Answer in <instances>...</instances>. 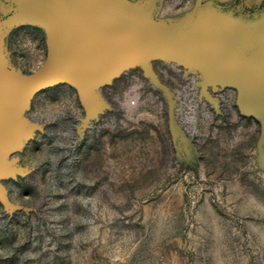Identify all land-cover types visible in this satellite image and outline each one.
<instances>
[{"label":"rangeland","instance_id":"rangeland-1","mask_svg":"<svg viewBox=\"0 0 264 264\" xmlns=\"http://www.w3.org/2000/svg\"><path fill=\"white\" fill-rule=\"evenodd\" d=\"M26 1L0 0V58L21 76L47 56ZM125 1L136 31L183 28L200 0ZM236 63L256 110L162 61L150 68L167 92L133 67L97 90L98 113L66 84L35 94L19 173L0 181V264H264V44Z\"/></svg>","mask_w":264,"mask_h":264},{"label":"water","instance_id":"water-1","mask_svg":"<svg viewBox=\"0 0 264 264\" xmlns=\"http://www.w3.org/2000/svg\"><path fill=\"white\" fill-rule=\"evenodd\" d=\"M128 6L125 0L26 1L23 19L45 30L47 56L42 67L29 76L7 71L0 58V181L19 173L11 157L32 137L23 119L30 99L58 84L75 88L81 104L98 113L106 105L97 90L133 67H141L156 87L167 92L150 63L171 62L198 71L203 88L211 83L231 87L238 93L239 107L257 109L248 88L252 77L242 75L236 63L242 36L222 33L210 23H197L177 40L172 36L182 28V22L124 31L126 25L138 21Z\"/></svg>","mask_w":264,"mask_h":264},{"label":"trees","instance_id":"trees-1","mask_svg":"<svg viewBox=\"0 0 264 264\" xmlns=\"http://www.w3.org/2000/svg\"><path fill=\"white\" fill-rule=\"evenodd\" d=\"M213 5L206 9L215 17L227 18L240 28L250 32L247 47L244 49L240 59L247 61L253 52V47H260L264 43H257L258 39L264 37V0H211ZM205 2V0H202Z\"/></svg>","mask_w":264,"mask_h":264},{"label":"flooded vegetation","instance_id":"flooded-vegetation-1","mask_svg":"<svg viewBox=\"0 0 264 264\" xmlns=\"http://www.w3.org/2000/svg\"><path fill=\"white\" fill-rule=\"evenodd\" d=\"M241 1L243 2V0ZM213 4L214 2L211 0H205V2H202V0H200L199 3L195 6V9L190 17V21L188 22V24L185 27L181 28L174 36H172V39L177 40L189 34L192 31L193 26L195 25L194 24L195 21L197 22V20H201L203 22L205 20H208L209 17H215L206 10L209 8V5H213ZM231 23L234 24L236 28L239 30V32L242 33L243 35V42L240 47H247L246 42L250 37V32L245 28H240L233 22ZM240 56H239V60H241Z\"/></svg>","mask_w":264,"mask_h":264},{"label":"crops","instance_id":"crops-1","mask_svg":"<svg viewBox=\"0 0 264 264\" xmlns=\"http://www.w3.org/2000/svg\"><path fill=\"white\" fill-rule=\"evenodd\" d=\"M200 21V22H199ZM196 22V21H195ZM194 22V24L196 25L197 23L198 24H203V23H211V22H223L225 25H227V26H229V27H235L236 28V26L234 25V24H232L227 18H222V17H209L208 18V20H205V21H201V20H197V22L195 23ZM194 25V26H195ZM237 29V28H236ZM226 32V31H225ZM226 33H232L233 34V36H242V38H243V35H242V33H240V32H235V30L233 31V29H232V31L230 30V32H226ZM242 41H243V39H242ZM242 45V42H241V44H240V46Z\"/></svg>","mask_w":264,"mask_h":264}]
</instances>
